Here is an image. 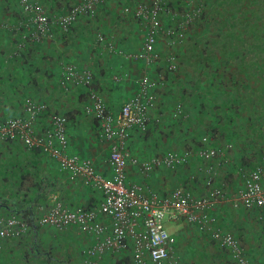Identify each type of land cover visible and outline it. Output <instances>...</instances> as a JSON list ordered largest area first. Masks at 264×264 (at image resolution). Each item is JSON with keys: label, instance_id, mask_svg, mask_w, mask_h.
I'll list each match as a JSON object with an SVG mask.
<instances>
[{"label": "built area", "instance_id": "2783aa9c", "mask_svg": "<svg viewBox=\"0 0 264 264\" xmlns=\"http://www.w3.org/2000/svg\"><path fill=\"white\" fill-rule=\"evenodd\" d=\"M15 1L28 14L27 22L14 27L15 35L19 36L16 44L19 50L28 42L52 38L53 27L64 35L81 18L93 20L107 0H79L53 17H48L39 3ZM203 12L202 0H141L132 6L123 5L121 16H129L144 29L140 51L126 57L141 60L146 67L159 65L161 55L156 46L161 40L169 48L163 59L164 70L175 73L178 70L175 48L185 41L189 29ZM94 40L100 53L115 52L114 44L108 42L102 33H95ZM164 70L154 71L153 75L143 72L137 80L135 92L114 114L93 87L91 70L78 68L70 62L60 63L59 86L67 88L71 85L85 90L82 112L96 122L98 138L110 144L106 160L109 177L98 173L89 159L66 153L67 118L63 114L48 112L44 102L27 97L22 105L26 118L0 121L1 143L18 142L26 150L41 152L57 162L69 181H79L100 194L99 203L92 208L71 209L55 201L38 213L35 223L38 227L51 226L58 230L74 226L80 233L93 237L94 243L81 252L83 264H98L101 255L108 251L130 256L133 264H165L175 245V238L166 229V219H183L198 233L207 235L209 241L225 251L234 264H250L241 243L220 228L213 214L225 199L224 190L215 183V160L219 158L216 148L198 146L179 152L169 149L143 160L130 156L126 149V141L132 132L145 134L150 125L160 123L161 117L152 118L150 112L156 106V90L166 84ZM41 116L47 117L48 124L37 130L34 124ZM170 117L173 120L185 118L182 107L173 108ZM192 158L204 162L203 176L188 174V187L179 185L168 193L158 194L146 191L141 184L126 182L127 164L147 176L159 168L169 171L185 168ZM217 161L216 165H220L226 162V158L223 156ZM239 168L242 186L231 205L256 213L264 232V153L250 168L245 171L243 167ZM198 182L204 193L196 196L191 188ZM29 228L27 221L13 214L0 215V248L4 241L20 239Z\"/></svg>", "mask_w": 264, "mask_h": 264}, {"label": "crops", "instance_id": "0c3cea01", "mask_svg": "<svg viewBox=\"0 0 264 264\" xmlns=\"http://www.w3.org/2000/svg\"><path fill=\"white\" fill-rule=\"evenodd\" d=\"M78 1L33 2L43 4L45 11L47 9L48 12L59 15ZM137 1L141 0H107L99 8L95 19L81 18L69 33L63 35L54 32L52 38L28 42L18 50L16 44L19 36L15 35L14 27L24 23L22 10L13 0H0V121L5 118H26L22 105L27 97L44 102L48 112L63 114L67 118L66 153L89 159L98 173L109 177L106 160L110 144L98 138L96 122L82 112L86 99L85 90L71 85L61 88L58 84L59 69L60 63L70 62L78 68L91 70L93 87L103 98L107 109L116 114L126 98L135 92L140 75L143 72L153 74L154 71L141 60L133 61L126 57L127 54L140 51L144 29L129 16L122 17L120 10L123 5L132 6ZM12 3L17 7L14 13L18 12L19 17L14 13L10 16V8L14 6ZM7 17L10 18L5 23ZM17 20L21 23L16 22ZM95 21H99L98 28L95 27ZM97 32L114 44L115 52L107 54L97 50L94 46V35ZM114 78L118 80L115 81ZM165 79L169 82L166 77ZM254 87L257 90L261 86ZM173 88L189 89L180 82ZM191 93L194 94V90ZM243 93L252 100L253 97L250 98L248 94L254 95L255 90L252 86ZM164 97L156 93V106L150 112L152 118L161 117L160 123L150 125L145 134L132 132L128 137L126 149L130 156L143 160L169 149L182 151L184 144L191 146L187 143L191 137L190 131L184 127L183 120L178 124L170 119H162L161 103ZM249 100H241L244 107ZM169 114L171 115V111ZM47 124V117L41 116L34 125L39 130ZM233 155L237 157L238 153L233 152ZM190 168L193 171L198 169ZM141 176L143 175L133 166L127 164V184H141L146 191L158 194L168 193L179 185L188 187L186 171L182 168L176 171L159 168L143 178ZM199 185L198 182L193 187L197 188ZM23 200L26 203L33 202L38 214L55 201L62 202L71 209L92 208L99 203L100 194L84 187L79 181H69L57 162L41 152L26 150L18 142H0V215L8 214ZM213 214L217 215L214 211ZM200 236V243L206 246L208 236ZM19 240L2 242L0 264H83L82 250L94 243L93 237L80 233L74 226L61 230L51 226L38 227L23 240ZM34 243L36 250L33 249ZM98 264L133 263L128 255L108 251L101 255Z\"/></svg>", "mask_w": 264, "mask_h": 264}, {"label": "rangeland", "instance_id": "374dc122", "mask_svg": "<svg viewBox=\"0 0 264 264\" xmlns=\"http://www.w3.org/2000/svg\"><path fill=\"white\" fill-rule=\"evenodd\" d=\"M13 1L16 3L15 0ZM230 2H232L231 6H230ZM230 2H228L229 9L236 10L234 15V20L233 19L231 20L234 21V23H230V24L240 25L242 23V20H249L251 22L250 25H247L248 27L244 28V33L240 34V31L242 30L243 26H239L238 33H229L225 38L231 37V39H234L235 36L241 35V37L244 40L238 39L239 43H237V48H238L237 50L239 52H242L243 50L240 44L242 40L244 42L242 44L243 46L247 45L248 47L253 48V49L249 48L248 49L249 51H245L244 54L245 57L248 58L247 61L254 59V62L248 61L249 67L251 69L254 68V71H256L255 82H253V84L251 83L248 86V89L253 86V89L255 90L256 93V89L254 86L256 85L257 86L260 85L261 87L264 86V17L260 19L261 22L257 20L258 15L264 14V1L244 0L242 2V7L238 5L236 2L233 5L234 0ZM17 5L19 6V4ZM19 8L21 7L19 6ZM10 10H11L10 11L11 12L10 16H11L14 13V11L17 10V7L14 5L12 6V8H10ZM45 13L48 15V17H53L55 15L48 12L47 9ZM243 13L245 14V16H243ZM14 14H16V16L19 17L18 12ZM21 16L24 19V23L27 22L28 14L21 11ZM9 18L10 17H7V19H5L6 20L5 23H7V20ZM16 22L21 23L19 20H17ZM98 22L99 21L94 22L96 28L99 27ZM53 30L55 33L57 32V29L54 27ZM102 31L104 32V30ZM222 39L224 42H226L224 40V37ZM185 42L186 41H184L180 46L175 48V52L178 56L180 55L179 58H181L182 61H184L185 59V62L186 61L188 62L187 64L188 73H191L193 78L195 77L196 74H198V69L197 66L195 65V61L194 63H192V60L194 59L187 57V56L192 57L194 55L193 54L189 55L188 53L186 54V50L184 49ZM156 50L159 52L161 56H164L165 53L169 50V48H167L164 41L160 40L157 43ZM180 84L183 87H185L186 85L183 81H180ZM174 85H178V81L175 84L172 81L166 82V84L162 88L156 90V93L165 96L161 103V107L163 111L162 119L164 118L165 121H168L170 119L173 122V119L170 117L169 114L170 111H172L173 108H175L176 106L182 107L185 117L182 120L189 127L188 130L190 131V136H191L187 142L190 143L191 146L189 147L187 144H184L185 146L183 149H192L198 146L213 147L218 150V157H219L217 158L218 160L221 159L223 156L224 158H226V162L225 163L222 162L220 165H216V162L218 161L217 159L215 160V175H214L215 183L222 187V189L224 190V197H225L223 202L218 205L217 209L214 210V212H216L217 214L216 215L217 224L220 226V228L223 231L230 232L238 240V242L241 243L246 258L250 264H264V232H262L261 230V226L259 224V221L257 220L256 213L245 211L239 207L234 208L231 205V200L235 198V195L241 189L242 186V178H241L242 174L240 173V171H238V168L241 167L242 164L240 163V161L238 162L237 158L233 155V152L239 151L238 148H240L241 144L238 142L236 144L235 141H232L228 138V134L232 132L233 130L232 128L233 126H235V123L233 125H229L231 128L226 127L225 132H224V128L221 127V129L218 131L216 135H213L212 137H207V139L203 141L202 134L205 131V129L209 130L214 126L211 125V123L208 122V120L206 121L202 115L198 116L196 110L197 108L200 107L197 102H194L193 95L196 94L191 93L193 89L190 86H188L189 89L181 88L179 90L178 89L176 90L175 88H173ZM171 88L173 90H171ZM167 89H170V91H168ZM172 91H174V93H172ZM196 92L198 93V91ZM248 95L251 96L252 94H248ZM130 96H128L127 98H129ZM123 98L121 100H123ZM213 100H216L212 104L213 106L212 109L215 112L217 110L216 107L219 105L218 98H215ZM252 101L257 102L258 98L253 97ZM246 107L250 108L249 103L246 104ZM242 110L243 109L240 110V113H242ZM243 111H246L245 112L246 114H250V110H248L247 108H245V110ZM168 114H169V118L167 116ZM195 116L199 117V121L194 120ZM199 124L200 127L197 128L198 127L197 125ZM200 136L202 137V139L200 138ZM260 137L262 136L260 135ZM261 142L262 141L259 140V149L264 148L261 146ZM252 145L253 144H250L248 148H251ZM262 152H264V150H262ZM257 155H258L257 153L255 154V156H253L252 154L246 158L247 165L244 166V171L250 168L251 166H253L257 162V157H258ZM190 162H191L190 165L188 164L185 168L182 169L189 173H193V172L195 173L197 171L196 175L197 176L199 175V177L201 178V176H203V171L201 170H203L204 168V162L193 158L190 160ZM212 164L214 165L213 162ZM190 167L198 168V169L193 171L191 170ZM141 177L143 178L144 176ZM166 189H169V187L168 188L166 187ZM191 191L193 192L194 195L198 196V195H202L204 189L203 187H201V185H199L197 186V188L193 187ZM4 215L7 216L8 214H4ZM194 228L195 227L192 224L184 221L183 219H179L176 221L172 219L169 220L166 219V229L175 238L176 243L172 253L170 254V257L165 262V264H234L225 254V252L219 250L214 244H212L209 241V239H208L209 242L207 243L206 246L204 243H200L201 234H199L197 230Z\"/></svg>", "mask_w": 264, "mask_h": 264}, {"label": "trees", "instance_id": "16d2710c", "mask_svg": "<svg viewBox=\"0 0 264 264\" xmlns=\"http://www.w3.org/2000/svg\"><path fill=\"white\" fill-rule=\"evenodd\" d=\"M230 1L232 0H202L204 12L200 19L195 21L191 29H189L184 46L186 54L194 55L187 57L193 58L192 63L195 61V65L197 66L198 74L195 77L192 78V74L188 73V62H185V59L182 61L179 58L180 55H177L178 70L173 74L164 70V56H161L159 65H153L149 68L157 72L163 69L165 72L164 77L168 78L169 81L174 83L183 81L194 90V94H196L193 95L194 102H197L200 107L196 110L198 116L202 115L206 121L208 120L214 126L209 130L204 128L205 131L202 134L204 141L207 137L216 135L221 127L224 128L225 132L226 127L231 128L229 125L235 123V126L232 128L233 130L231 129L232 132L227 134L230 140L235 141L236 144L237 142L241 144L240 148H238L239 151H235L234 153H238L236 157L237 161H240L241 167L244 168L247 165L246 158L249 155L253 154L255 156L257 153L259 157L264 153L262 152L264 148L259 149V140L264 142V86L258 88L260 90L258 91L257 89L256 93L250 96V98L257 97V102L249 100L243 93L244 90H248V86L251 83L255 82L256 71H254V68L251 69L248 63V61L254 62V59L247 61L248 58L244 54L245 51H249L248 49L252 47L242 45L244 39L241 35L235 36L234 39L225 37L229 33H238L239 26H243L240 34L244 33V28L248 27L247 25H250L251 22L249 20H242L240 25L230 24L234 23L231 20H234L236 11L235 9H229L228 2ZM243 1L234 0L233 5L236 2L242 7ZM231 4L232 2H230V6ZM243 16H245L244 13ZM262 17H264V14L258 15L257 20L261 22L260 19ZM223 37L226 42L223 41ZM238 39H243L240 43L243 49L242 52L237 50ZM154 71L152 72L154 73ZM150 74L153 75L152 73ZM186 85L185 87H187ZM215 98H218L219 105L214 112L212 104L216 101L213 100ZM242 99L249 100L250 108L246 107V105L245 107L243 106V103H241ZM245 108L250 110V114H246V111H243ZM241 109H243L242 113H240ZM198 116H195L194 120L199 121ZM180 120L182 119L173 121L180 124L182 123ZM197 126L199 128L200 124ZM184 127H186V130L189 128L186 124ZM202 137L200 136L201 139ZM262 142L261 146L264 147V143ZM250 144L253 145L251 148H248ZM188 174L190 173L186 172L187 176ZM19 204L14 210L9 211L8 215L13 214L29 223V230H27L20 240L18 239L21 241L31 231L37 230L38 226L35 221L38 214L34 209L33 202L26 203L23 200ZM34 248L36 250L35 243ZM225 254L227 255L226 252ZM52 264H56V262Z\"/></svg>", "mask_w": 264, "mask_h": 264}, {"label": "clouds", "instance_id": "9594fccd", "mask_svg": "<svg viewBox=\"0 0 264 264\" xmlns=\"http://www.w3.org/2000/svg\"><path fill=\"white\" fill-rule=\"evenodd\" d=\"M17 3V2H16ZM18 4V3H17ZM41 5V4H40ZM55 16V15H54ZM58 32V31H57ZM59 33V32H58ZM93 84V83H92Z\"/></svg>", "mask_w": 264, "mask_h": 264}]
</instances>
